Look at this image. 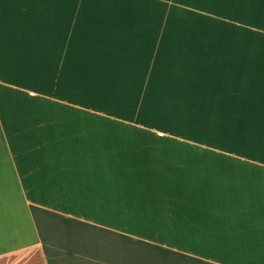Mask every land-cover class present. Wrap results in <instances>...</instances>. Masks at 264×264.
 <instances>
[{
  "label": "crops",
  "instance_id": "1",
  "mask_svg": "<svg viewBox=\"0 0 264 264\" xmlns=\"http://www.w3.org/2000/svg\"><path fill=\"white\" fill-rule=\"evenodd\" d=\"M30 205L102 264H264V0H0V264H58Z\"/></svg>",
  "mask_w": 264,
  "mask_h": 264
},
{
  "label": "rangeland",
  "instance_id": "2",
  "mask_svg": "<svg viewBox=\"0 0 264 264\" xmlns=\"http://www.w3.org/2000/svg\"><path fill=\"white\" fill-rule=\"evenodd\" d=\"M51 221L44 219L47 234V248L52 258L58 264H102L105 260L100 252V243L97 239L93 241L92 249H86V244L79 245V241L83 242L86 239L87 233L83 232V228H76L70 240H66V236L61 227L54 228L50 225ZM95 242V243H94ZM100 246V247H98ZM157 252L143 249L140 247L130 246L126 243L125 251L121 253L125 259V264H200L169 255H156ZM160 255V256H159Z\"/></svg>",
  "mask_w": 264,
  "mask_h": 264
},
{
  "label": "trees",
  "instance_id": "3",
  "mask_svg": "<svg viewBox=\"0 0 264 264\" xmlns=\"http://www.w3.org/2000/svg\"><path fill=\"white\" fill-rule=\"evenodd\" d=\"M30 211H31L32 216L34 218V221L37 225V228L39 230V233H40V236H41V239L43 242L44 250L47 253H48V248H47L46 240L44 239V236L40 232L41 223L44 219L51 221L50 223L52 224V226H54L56 228L61 227L66 232H68L69 228H73L74 226L79 227V225L85 224L79 220L69 218V217H65V216L60 215L58 213H55V212H52L50 210L43 209V208H40V207H37L34 205H30ZM67 237H68V235H67ZM161 255L163 256L165 254H161ZM47 258H48V255H47ZM48 260L50 261L49 258H48Z\"/></svg>",
  "mask_w": 264,
  "mask_h": 264
}]
</instances>
